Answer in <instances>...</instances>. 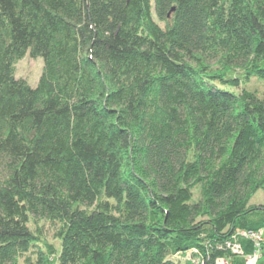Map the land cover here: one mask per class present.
Masks as SVG:
<instances>
[{"label": "trees", "instance_id": "16d2710c", "mask_svg": "<svg viewBox=\"0 0 264 264\" xmlns=\"http://www.w3.org/2000/svg\"><path fill=\"white\" fill-rule=\"evenodd\" d=\"M116 1L0 0V264H248L225 242L264 228V0Z\"/></svg>", "mask_w": 264, "mask_h": 264}, {"label": "rangeland", "instance_id": "374dc122", "mask_svg": "<svg viewBox=\"0 0 264 264\" xmlns=\"http://www.w3.org/2000/svg\"><path fill=\"white\" fill-rule=\"evenodd\" d=\"M94 10L96 14L105 19H111L114 22L119 18L122 11V3L116 0H93ZM44 60L41 55L32 56L29 51L24 56L19 58L15 63V74L18 77H24L28 80L31 85H36L43 71ZM264 201V186L261 187L251 197V202ZM49 238L54 242H58L59 239L55 240L53 235V227L46 226ZM264 234V228H263ZM189 253L178 254L175 256L177 264H185V261L189 259ZM191 259V258H190Z\"/></svg>", "mask_w": 264, "mask_h": 264}, {"label": "built area", "instance_id": "2783aa9c", "mask_svg": "<svg viewBox=\"0 0 264 264\" xmlns=\"http://www.w3.org/2000/svg\"><path fill=\"white\" fill-rule=\"evenodd\" d=\"M241 238L252 240L255 243V250L253 253L245 254L244 247L240 241ZM263 243H264L263 228H260L258 230L239 229L234 233L232 239L227 240L225 242V247L235 253L246 256L247 261H249L251 259L259 257V255L261 254V244ZM195 262L197 264H205V262L200 259L195 260Z\"/></svg>", "mask_w": 264, "mask_h": 264}, {"label": "crops", "instance_id": "0c3cea01", "mask_svg": "<svg viewBox=\"0 0 264 264\" xmlns=\"http://www.w3.org/2000/svg\"><path fill=\"white\" fill-rule=\"evenodd\" d=\"M180 254H184V253H180ZM247 262H248V264H256V263L259 264L260 260H257V262H256V258H255V259H251ZM216 264H233V263L230 261L229 258L221 257V258L217 259Z\"/></svg>", "mask_w": 264, "mask_h": 264}, {"label": "bare ground", "instance_id": "6f19581e", "mask_svg": "<svg viewBox=\"0 0 264 264\" xmlns=\"http://www.w3.org/2000/svg\"><path fill=\"white\" fill-rule=\"evenodd\" d=\"M260 255H261V254H260ZM260 255H259V257H260ZM259 257L256 258V262H257V260H258ZM254 259H255V258H254ZM256 264H257V263H256Z\"/></svg>", "mask_w": 264, "mask_h": 264}, {"label": "water", "instance_id": "95a60500", "mask_svg": "<svg viewBox=\"0 0 264 264\" xmlns=\"http://www.w3.org/2000/svg\"><path fill=\"white\" fill-rule=\"evenodd\" d=\"M172 9H174V7Z\"/></svg>", "mask_w": 264, "mask_h": 264}]
</instances>
